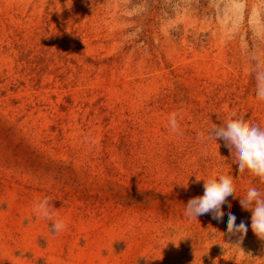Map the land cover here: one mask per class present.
<instances>
[{
  "label": "rangeland",
  "instance_id": "1",
  "mask_svg": "<svg viewBox=\"0 0 264 264\" xmlns=\"http://www.w3.org/2000/svg\"><path fill=\"white\" fill-rule=\"evenodd\" d=\"M261 73L264 0H0V264H264L240 204L264 181L209 135L264 127ZM218 175L219 219H187Z\"/></svg>",
  "mask_w": 264,
  "mask_h": 264
},
{
  "label": "clouds",
  "instance_id": "2",
  "mask_svg": "<svg viewBox=\"0 0 264 264\" xmlns=\"http://www.w3.org/2000/svg\"><path fill=\"white\" fill-rule=\"evenodd\" d=\"M256 97L264 101V73L258 74L256 79ZM242 119H227L209 131L216 141L222 139L224 146L229 149L230 156L238 171L247 170L264 181V127L256 123H242ZM169 127L173 132L178 129L176 113L169 115ZM196 179L199 181L196 177ZM204 192L188 200L184 215L187 219H197L198 216L211 212L214 219H219L222 206L229 203L233 196L234 186L229 175L212 176L203 179ZM241 207L251 212V229L261 240H264V195L256 187H249L243 198H240ZM35 210L43 217L53 215L52 206L48 197L41 199L35 205ZM65 227L63 220L52 224L53 232H60ZM226 228L228 233H239L240 239L247 232L243 221L236 223L233 213L226 214ZM214 231V229H213ZM239 247V241L230 244ZM241 249V248H240ZM212 264H216L215 261Z\"/></svg>",
  "mask_w": 264,
  "mask_h": 264
}]
</instances>
